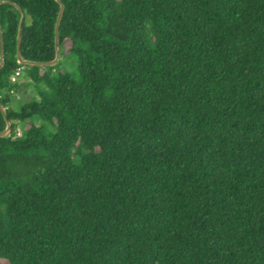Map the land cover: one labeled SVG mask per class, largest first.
I'll use <instances>...</instances> for the list:
<instances>
[{
	"label": "trees",
	"instance_id": "16d2710c",
	"mask_svg": "<svg viewBox=\"0 0 264 264\" xmlns=\"http://www.w3.org/2000/svg\"><path fill=\"white\" fill-rule=\"evenodd\" d=\"M62 2L74 73L0 5V264H264V0Z\"/></svg>",
	"mask_w": 264,
	"mask_h": 264
},
{
	"label": "water",
	"instance_id": "95a60500",
	"mask_svg": "<svg viewBox=\"0 0 264 264\" xmlns=\"http://www.w3.org/2000/svg\"><path fill=\"white\" fill-rule=\"evenodd\" d=\"M60 4V13L56 22L55 26V48H56V57L54 60L49 61V62H36V61H28L23 58L22 55V49H21V42H22V35H23V24L25 22V13L24 11L17 5L12 3L11 1L7 0H1V4H13L16 6V8L21 12V21L19 25V32H18V40H17V60L20 64H29V65H34V66H39V67H47V66H54L59 62L60 59V26H61V21L64 15L65 11V5L63 4L62 0H56ZM0 42H1V62H0V70L3 68L4 63H5V44H4V38H3V29L2 25L0 23ZM0 110L6 120L7 123V128L5 131L0 132V137L7 136L11 133L12 127L11 123L8 119V114L6 108L0 103Z\"/></svg>",
	"mask_w": 264,
	"mask_h": 264
},
{
	"label": "rangeland",
	"instance_id": "374dc122",
	"mask_svg": "<svg viewBox=\"0 0 264 264\" xmlns=\"http://www.w3.org/2000/svg\"><path fill=\"white\" fill-rule=\"evenodd\" d=\"M59 61H62L64 66H66L69 69V71L73 73L76 72L75 58L73 56H61L60 55ZM18 98H19L20 103H23V101L25 100L24 95H19ZM1 263L7 264L5 261H1Z\"/></svg>",
	"mask_w": 264,
	"mask_h": 264
},
{
	"label": "built area",
	"instance_id": "2783aa9c",
	"mask_svg": "<svg viewBox=\"0 0 264 264\" xmlns=\"http://www.w3.org/2000/svg\"><path fill=\"white\" fill-rule=\"evenodd\" d=\"M22 75V70H18L13 76H12V81L15 82L17 78H19Z\"/></svg>",
	"mask_w": 264,
	"mask_h": 264
}]
</instances>
